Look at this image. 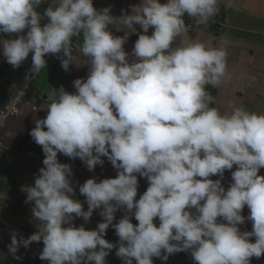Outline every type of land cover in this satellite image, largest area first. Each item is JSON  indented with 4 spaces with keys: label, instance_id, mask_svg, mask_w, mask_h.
<instances>
[{
    "label": "clouds",
    "instance_id": "1",
    "mask_svg": "<svg viewBox=\"0 0 264 264\" xmlns=\"http://www.w3.org/2000/svg\"><path fill=\"white\" fill-rule=\"evenodd\" d=\"M217 4L139 0L114 15L94 0H0V54L13 69L31 55L26 86L46 57L66 72L88 69L75 91L53 88L46 116L33 120L43 166L21 190L36 231L10 232L12 258L22 261L20 249L34 242L47 264H108L113 250L122 264H167L181 252L194 264L264 258V111L217 106L209 86L231 79L227 47L189 36L188 21L205 24ZM14 104L0 112V129ZM61 154L90 172L106 158L117 174L78 184ZM141 178L148 186L137 198ZM97 211L101 222L87 228ZM110 228L116 242L106 239Z\"/></svg>",
    "mask_w": 264,
    "mask_h": 264
},
{
    "label": "crops",
    "instance_id": "2",
    "mask_svg": "<svg viewBox=\"0 0 264 264\" xmlns=\"http://www.w3.org/2000/svg\"><path fill=\"white\" fill-rule=\"evenodd\" d=\"M139 0H94L97 7H113V14L119 15L122 8L129 4L138 3ZM47 5H43L44 10ZM223 8L229 10L224 24L217 22V17ZM122 35L123 33H117ZM190 38L204 42H210L214 46L222 44L228 50V68L231 79L227 80L219 88L209 86L216 97L217 106L227 108L230 103L242 104L254 111H264V0H218L217 12L205 24L199 25L197 29L189 33ZM137 36L133 35L126 50L130 51ZM31 55L28 60L19 68L13 69L0 54V111L6 105L8 98L14 93L10 85L17 83L23 86L24 76L30 68ZM88 69L73 67L66 72L62 69L60 61L51 57L46 69L31 83L29 100L22 106L21 115L9 118L5 129H0V144L3 149L0 152V264H47V261L39 259V252L43 243L34 242L29 249L21 248L19 255L23 256L22 261H17L8 253L7 245L10 243V232L18 230L25 237L30 236L36 228L31 223V204H26V194L21 190L22 186L33 185L35 176L40 167L44 155L39 145L34 143L29 135L34 127L33 120L46 116L48 103L54 99L53 88L63 85L68 91H75L72 81L76 78L86 77ZM11 129L15 136L8 138L6 132ZM28 151H34L39 156L30 157ZM63 163L72 165L74 180L82 184L93 176L101 179L115 177L116 170L105 158V164L97 166L94 172L87 170L86 166L79 160H71L60 155ZM264 175V169L261 170ZM216 177H213L215 179ZM230 172L226 173L225 185L230 180ZM76 187V196L82 202L84 197L79 194V187ZM147 181L143 178L139 183V194L147 189ZM85 210L87 204L85 203ZM245 208L244 215H248ZM122 213L117 214V218ZM101 217L94 213L91 221L86 227L94 229ZM135 223V220H133ZM75 223L79 226L83 223L78 218ZM251 222L242 229L251 230ZM106 239L116 242L118 237L114 230H108ZM108 264H122L116 257L115 250L107 258ZM154 264H162L159 259L154 258ZM167 264H194L189 253H177L172 255ZM252 264H264V258H253Z\"/></svg>",
    "mask_w": 264,
    "mask_h": 264
},
{
    "label": "built area",
    "instance_id": "3",
    "mask_svg": "<svg viewBox=\"0 0 264 264\" xmlns=\"http://www.w3.org/2000/svg\"><path fill=\"white\" fill-rule=\"evenodd\" d=\"M188 22L191 23V25H192L190 32H193L199 26V25H197L195 23V21H188ZM46 59L49 62L51 57H46ZM30 66H31V64H30ZM33 80L27 86L24 83V85L21 86V87L18 86L17 83H12L10 85V87H11V89L14 90V93L8 98V101H7L6 105L4 106V108L0 112L6 111L8 106L10 104H12L13 101H15L14 107L12 108V111H11V114L9 115V118L20 116L21 112H22V106H23L24 102L26 100H29V95H30L29 94V90H30V86H31V83L33 82ZM2 149H3V146H2V144H0V152H1ZM27 155L30 156V157H38L39 156L34 151H28Z\"/></svg>",
    "mask_w": 264,
    "mask_h": 264
},
{
    "label": "water",
    "instance_id": "4",
    "mask_svg": "<svg viewBox=\"0 0 264 264\" xmlns=\"http://www.w3.org/2000/svg\"><path fill=\"white\" fill-rule=\"evenodd\" d=\"M228 14H229V10L227 8H223L217 17V22L220 24H224Z\"/></svg>",
    "mask_w": 264,
    "mask_h": 264
},
{
    "label": "trees",
    "instance_id": "5",
    "mask_svg": "<svg viewBox=\"0 0 264 264\" xmlns=\"http://www.w3.org/2000/svg\"><path fill=\"white\" fill-rule=\"evenodd\" d=\"M209 91L212 93V95L214 94L212 90H209ZM213 96H214V95H213Z\"/></svg>",
    "mask_w": 264,
    "mask_h": 264
}]
</instances>
